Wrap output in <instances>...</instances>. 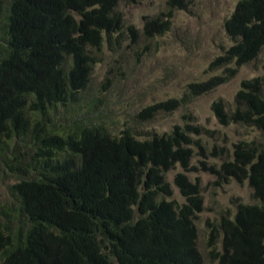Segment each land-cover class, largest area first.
I'll return each mask as SVG.
<instances>
[{"label": "trees", "instance_id": "trees-1", "mask_svg": "<svg viewBox=\"0 0 264 264\" xmlns=\"http://www.w3.org/2000/svg\"><path fill=\"white\" fill-rule=\"evenodd\" d=\"M117 1L0 0V168L11 178L0 206V264L203 262L194 222L203 198L184 173L195 169L189 166L190 145L197 143L191 135L200 127L175 124L147 135L136 126L112 130L116 124L91 91L104 48L115 52L122 42L125 22ZM173 3L186 5L168 0L145 20L142 39L169 31ZM224 28L231 44L209 64L224 66V74L188 83L180 99L149 104L133 120L171 112L253 60L264 47V0H238ZM234 102L231 109L212 102L218 122L252 126L260 139L235 142L231 155L208 169L224 180H247L254 201L222 214L206 243L216 264H264L260 78L241 81ZM176 163L183 169L173 179L182 202L172 197L166 178Z\"/></svg>", "mask_w": 264, "mask_h": 264}, {"label": "rangeland", "instance_id": "rangeland-1", "mask_svg": "<svg viewBox=\"0 0 264 264\" xmlns=\"http://www.w3.org/2000/svg\"><path fill=\"white\" fill-rule=\"evenodd\" d=\"M167 1H117V8L125 22L122 42L115 52L104 48V57L93 69L91 91L101 99L100 109L109 116L110 124H116L112 130L136 126L139 134L147 135L169 131L175 124L184 126L189 123L200 127V133L191 135L197 143L190 145L192 158L189 166L195 169L184 173L189 180L198 183L203 198L202 210L194 220L202 264H216L209 257L206 243L209 229L216 226L222 214L233 215L239 202L252 203L254 198L247 180H224L208 166L218 168L231 155L235 142L258 140L260 132L239 123L222 125L215 117L211 104L221 100L226 109L234 108L235 93L245 79L259 77L264 91V47L226 82L181 102L171 112H160L151 120L138 123L133 116L143 107L170 98L180 99L188 83L224 74V66L209 69V64L231 44L224 21L238 0H184V7L173 3L169 31L152 40L142 39L145 20L164 9ZM129 26L134 27L139 37H133ZM229 66L233 67L234 64ZM213 149L215 154L211 155ZM178 172H183V169L176 163L166 172V178L173 191L172 197L182 202L184 197L173 182ZM9 180V175L0 168V206L8 200L6 186Z\"/></svg>", "mask_w": 264, "mask_h": 264}]
</instances>
